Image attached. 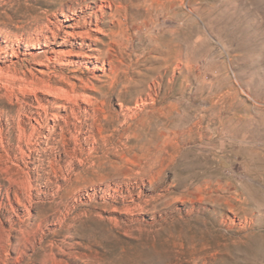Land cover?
Segmentation results:
<instances>
[{
  "label": "rangeland",
  "instance_id": "1",
  "mask_svg": "<svg viewBox=\"0 0 264 264\" xmlns=\"http://www.w3.org/2000/svg\"><path fill=\"white\" fill-rule=\"evenodd\" d=\"M0 264H264V0H0Z\"/></svg>",
  "mask_w": 264,
  "mask_h": 264
}]
</instances>
